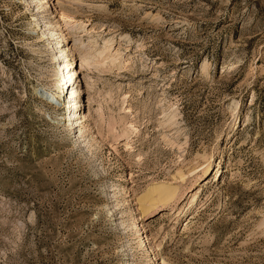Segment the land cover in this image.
<instances>
[{"label": "rangeland", "instance_id": "rangeland-1", "mask_svg": "<svg viewBox=\"0 0 264 264\" xmlns=\"http://www.w3.org/2000/svg\"><path fill=\"white\" fill-rule=\"evenodd\" d=\"M36 3L0 0V264H264V0Z\"/></svg>", "mask_w": 264, "mask_h": 264}, {"label": "bare ground", "instance_id": "bare-ground-1", "mask_svg": "<svg viewBox=\"0 0 264 264\" xmlns=\"http://www.w3.org/2000/svg\"><path fill=\"white\" fill-rule=\"evenodd\" d=\"M30 1H32V0H30ZM34 1H37V3L35 4L36 5L35 7L36 8L39 7L41 9V7L39 6L41 0H34ZM33 3H35V2H33ZM39 8H37V9H39ZM55 11L56 10H53V11L51 10L50 15L53 16L52 14ZM40 12H42V11H40ZM37 18L34 17L33 20L35 21L36 26L39 28L40 35L45 40L47 46L50 45L51 55H52V56L51 55L50 56H51L52 61H55V64L58 66L59 78H60V79L59 78L53 79L48 84L49 90H51L52 87L54 88V90L52 91L51 94H49V92L45 91V90H43V93L45 96L49 95L50 99H58V98H61V95H62V92H64V89H67V91H68V87L72 86L71 87V93H70L71 94L70 97L72 98L71 99L72 103H70L71 101L66 102V101H64L65 99H62L63 104L66 105V111L64 113V116L67 113V115H66L67 117L64 118V122H66L68 124V127L70 130L75 129L77 127L78 132H80V125H82V121H80V120L82 118L86 117V115L82 114L80 116V114H79V117H78V114H77V110L81 106V102L79 100V92H78L79 89L73 88V83L75 82L74 80H76V79H73L74 75H75V71L73 69L69 68L68 67L69 63L66 60H64L66 55H64V45L62 44V42H63L62 41V39H63L62 33L63 32L61 33L60 29L59 30H57V29L51 30L50 28H48V24L51 23V21H47L46 19H45L46 20L45 21L44 19H42L43 23H40L39 22L40 20ZM40 35H39V37H40ZM54 50H56V52H53ZM66 85H67V87H65ZM58 92H60V93H58ZM78 118L79 119L81 118V119L79 120ZM79 138L80 137L76 138L75 141L79 140ZM205 171H207V169ZM175 191H176V187H172L170 185H163V184L156 185L155 187L150 188L144 195H142L139 198V201L141 203L140 207H141L142 211L146 213V212H148V210L151 207L155 206L156 203H160V202L166 203V202L170 201L171 199H173L175 197Z\"/></svg>", "mask_w": 264, "mask_h": 264}]
</instances>
